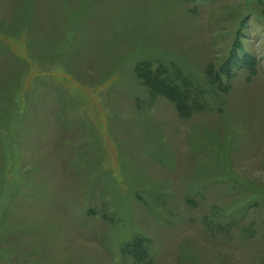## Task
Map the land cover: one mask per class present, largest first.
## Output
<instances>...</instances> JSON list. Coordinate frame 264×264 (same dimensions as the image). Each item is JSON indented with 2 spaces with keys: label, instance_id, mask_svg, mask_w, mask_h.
<instances>
[{
  "label": "rangeland",
  "instance_id": "obj_1",
  "mask_svg": "<svg viewBox=\"0 0 264 264\" xmlns=\"http://www.w3.org/2000/svg\"><path fill=\"white\" fill-rule=\"evenodd\" d=\"M0 264H264V0H0Z\"/></svg>",
  "mask_w": 264,
  "mask_h": 264
}]
</instances>
